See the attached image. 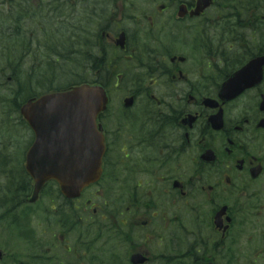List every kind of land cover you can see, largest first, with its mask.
<instances>
[{
    "label": "flooded vegetation",
    "instance_id": "af4514ba",
    "mask_svg": "<svg viewBox=\"0 0 264 264\" xmlns=\"http://www.w3.org/2000/svg\"><path fill=\"white\" fill-rule=\"evenodd\" d=\"M128 1L0 0L9 39L28 30L16 16L30 23L32 3L43 19L39 42L26 41L8 63L15 79L26 77L30 98L43 95L50 63L51 79L68 66L66 75L103 82L108 99L96 122L105 145L97 182L71 199L48 181L34 204L32 182L27 196L0 191L11 207L0 264H239V243L254 238L246 229L255 232L264 212V0H211L199 17L189 16L196 0L150 15L124 9ZM249 63L251 86L225 97V83ZM10 130L0 128L9 138L0 170L25 164L34 142L26 126L17 154ZM15 202L29 228L25 255L12 246Z\"/></svg>",
    "mask_w": 264,
    "mask_h": 264
},
{
    "label": "water",
    "instance_id": "95a60500",
    "mask_svg": "<svg viewBox=\"0 0 264 264\" xmlns=\"http://www.w3.org/2000/svg\"><path fill=\"white\" fill-rule=\"evenodd\" d=\"M226 87L230 91L234 89L231 81ZM104 107L102 91L88 86L48 95L35 104L29 102L23 106L21 114L36 133V142L26 164V171L35 183L32 202L48 180L57 181L66 196H74L98 179L103 141L94 131V121ZM44 122L48 123L47 128ZM46 146L53 147L48 153L52 157L40 161V152H45Z\"/></svg>",
    "mask_w": 264,
    "mask_h": 264
},
{
    "label": "rangeland",
    "instance_id": "374dc122",
    "mask_svg": "<svg viewBox=\"0 0 264 264\" xmlns=\"http://www.w3.org/2000/svg\"><path fill=\"white\" fill-rule=\"evenodd\" d=\"M142 0H132V3L137 5L138 7H143L144 5H139L140 3H142ZM164 2V0H157L156 6H152V5H146L144 8H142L143 10L146 11V13H148L150 10H157L158 7L160 5H162V3ZM1 17V14H0ZM37 19H39V16H37ZM28 26H30L29 22L27 23ZM22 33V32H21ZM26 33V32H25ZM16 38H15V42L17 43H21L20 46L17 47H13V48H1L0 47V70H5L6 69V65L8 63H12L15 60V57L22 52L20 49L23 48L25 46V42L22 40L23 35L21 34H15ZM9 36H7L4 33H0V43L4 42L5 44L10 43ZM13 41V40H12ZM18 52V54H17ZM17 54V55H16ZM24 67L23 65H21V68ZM69 71V68H65L64 69V75L63 77H59L61 78L60 80L63 82H60V86H64L67 81H69V77L68 75H66V73ZM55 83H58V80H55ZM27 92H29L27 90ZM4 111V108L2 110V108L0 107V113H2ZM6 116L8 118H12L13 116L8 112L6 114ZM1 128V126H0ZM18 134H22L23 136H25L26 138V133L22 132V131H18ZM9 137L10 139H12V141L14 142L15 145V141H16V137H17V131L16 129H14V127H11L10 133H9ZM0 142H6V140L4 138H2V132L0 131ZM19 166L24 165V163L22 162L21 164H17ZM16 165V166H17ZM16 179V177H15ZM28 182V186L30 184L29 181ZM0 183L4 184V181H1ZM15 191L13 190L10 194H14ZM4 195V193H3ZM264 203V199L262 201ZM1 210H3L2 205L0 204V212ZM261 216H263V218L260 220L259 223H256L255 226H253L254 228L257 227V230L255 232L247 230V234L248 235H254L253 240L251 241V243L247 244V243H239V250L238 253H240V256H237V263L239 264H264V212H261ZM1 226H3V223H0V232H1ZM18 229V232H17ZM13 233L15 236V242L12 245L13 246V250L14 252L16 251V253L18 252L21 255H25V250H24V246L20 243V237L22 234V231L19 230V228L16 226H13ZM256 236V237H255ZM3 240L0 239V246L2 244ZM12 250V251H13ZM20 259V257H17V261ZM19 261H23L22 259ZM233 262L235 263V260H233Z\"/></svg>",
    "mask_w": 264,
    "mask_h": 264
},
{
    "label": "trees",
    "instance_id": "16d2710c",
    "mask_svg": "<svg viewBox=\"0 0 264 264\" xmlns=\"http://www.w3.org/2000/svg\"><path fill=\"white\" fill-rule=\"evenodd\" d=\"M1 77V75H0ZM7 91H1L0 90V107L4 108V111H6L7 108H17L19 106V101L23 99L22 95L20 93L17 94H8L9 90L8 87L6 88ZM14 95V96H13ZM20 121L23 122L21 119L19 120V124ZM21 125V124H20ZM11 172L15 173V178L10 179V177L8 179H0L1 181H4V184L0 183V189H3V186H9L10 185V189L14 190L15 193L11 194L14 197H19V196H25V194L27 193V189L29 188L28 186V179L25 175V173L23 174V171L21 169V166L19 165H15L13 169H10L7 165H3V169L0 170V173L3 174H11ZM8 184V185H7ZM3 210L1 211H5V209L7 210L8 205L7 204H3L1 203ZM16 206H18V202H15L12 207L14 208L13 211L15 210ZM11 211V213L13 212ZM10 213H7V215H9ZM1 218V216H0ZM4 220V219H3ZM22 224V223H19ZM17 225V224H16ZM24 250L26 251V249L24 248ZM17 254H19L17 252Z\"/></svg>",
    "mask_w": 264,
    "mask_h": 264
},
{
    "label": "bare ground",
    "instance_id": "6f19581e",
    "mask_svg": "<svg viewBox=\"0 0 264 264\" xmlns=\"http://www.w3.org/2000/svg\"><path fill=\"white\" fill-rule=\"evenodd\" d=\"M17 22H16V27L20 30V31H23V29H25L27 27V24L26 22L23 21V19H21V15H17ZM40 20H43V19H40ZM35 52V54L38 53V51L35 49V47L33 46V50ZM48 67H51L52 68V65L50 63H48Z\"/></svg>",
    "mask_w": 264,
    "mask_h": 264
}]
</instances>
